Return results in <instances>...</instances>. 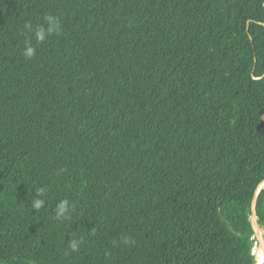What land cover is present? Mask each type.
Returning a JSON list of instances; mask_svg holds the SVG:
<instances>
[{
  "label": "trees",
  "instance_id": "obj_1",
  "mask_svg": "<svg viewBox=\"0 0 264 264\" xmlns=\"http://www.w3.org/2000/svg\"><path fill=\"white\" fill-rule=\"evenodd\" d=\"M263 180L264 0H0V264H258Z\"/></svg>",
  "mask_w": 264,
  "mask_h": 264
},
{
  "label": "clouds",
  "instance_id": "obj_2",
  "mask_svg": "<svg viewBox=\"0 0 264 264\" xmlns=\"http://www.w3.org/2000/svg\"><path fill=\"white\" fill-rule=\"evenodd\" d=\"M49 32L52 31L51 28L48 29ZM36 37L40 40L44 39V30L41 28L39 31L36 32ZM35 54L34 49L32 48H27L25 55L29 58H31ZM39 195L44 194V189L39 190ZM45 204V201L43 199H36L33 201V208L36 210L41 209ZM69 212V201L67 199L61 200L56 208V218L61 219V218H67V214ZM71 248L75 250L77 248L76 242H73L71 244ZM260 264H264V261H261Z\"/></svg>",
  "mask_w": 264,
  "mask_h": 264
},
{
  "label": "water",
  "instance_id": "obj_3",
  "mask_svg": "<svg viewBox=\"0 0 264 264\" xmlns=\"http://www.w3.org/2000/svg\"><path fill=\"white\" fill-rule=\"evenodd\" d=\"M264 185V180L262 182H260L253 190L252 192V195H251V198H250V201H249V218L252 222V225H253V228H254V234H255V238H256V244H257V247H263L264 249V236L262 234V237L260 238V236L257 234V230H256V227L254 225V222L252 220V217H251V205L252 203H255V196L257 195L258 191L260 190V188ZM253 208H254V204H253ZM255 210V208H254Z\"/></svg>",
  "mask_w": 264,
  "mask_h": 264
},
{
  "label": "bare ground",
  "instance_id": "obj_4",
  "mask_svg": "<svg viewBox=\"0 0 264 264\" xmlns=\"http://www.w3.org/2000/svg\"><path fill=\"white\" fill-rule=\"evenodd\" d=\"M253 204L254 203H252V205H251V217H252V220H253V222H254V225H255V227H256V230H257V234L260 236V238H261V236H262V231H261V229H260V227H259V225H258V223H257V216H256V212H255V210H254V208H253ZM260 250V251H259ZM256 255H257V259H258V264H260V262L261 261H264V249H263V247L261 246V247H259L258 248V250L256 251ZM261 255V256H260Z\"/></svg>",
  "mask_w": 264,
  "mask_h": 264
}]
</instances>
